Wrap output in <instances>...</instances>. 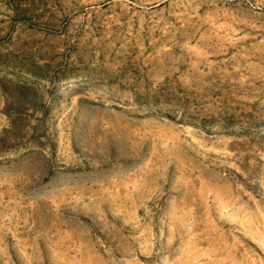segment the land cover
I'll use <instances>...</instances> for the list:
<instances>
[{
    "label": "rangeland",
    "instance_id": "374dc122",
    "mask_svg": "<svg viewBox=\"0 0 264 264\" xmlns=\"http://www.w3.org/2000/svg\"><path fill=\"white\" fill-rule=\"evenodd\" d=\"M0 264H264V0H0Z\"/></svg>",
    "mask_w": 264,
    "mask_h": 264
},
{
    "label": "bare ground",
    "instance_id": "6f19581e",
    "mask_svg": "<svg viewBox=\"0 0 264 264\" xmlns=\"http://www.w3.org/2000/svg\"><path fill=\"white\" fill-rule=\"evenodd\" d=\"M216 131H217V132H221V130H219V129H216Z\"/></svg>",
    "mask_w": 264,
    "mask_h": 264
}]
</instances>
